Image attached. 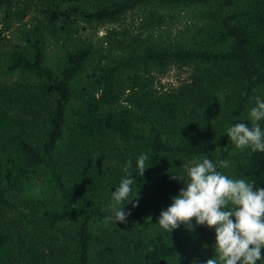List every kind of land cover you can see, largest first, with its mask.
I'll return each instance as SVG.
<instances>
[{
    "label": "trees",
    "instance_id": "1",
    "mask_svg": "<svg viewBox=\"0 0 264 264\" xmlns=\"http://www.w3.org/2000/svg\"><path fill=\"white\" fill-rule=\"evenodd\" d=\"M148 4H213L218 25L197 46L135 49L102 67L80 93L76 83L92 43L66 51L57 69L47 64L46 32L71 36L81 17L116 21ZM15 5L0 0L9 17ZM42 13L44 27L28 49L19 46L7 57L0 44V264H205L214 258L215 229L195 219L189 238L140 228L159 221L186 187L188 169L205 157L227 161L217 170L230 178L264 188V152L237 148L228 137L237 123L251 126L255 97H264V0H43ZM172 63L206 69L193 83L159 91L149 74ZM144 69L147 79L138 75L125 84L127 71ZM2 73L38 83L6 84ZM226 82L230 91L219 107ZM141 124L147 133L140 134ZM141 154L149 157L144 176L136 166ZM129 160L131 196L141 193L164 207L131 213L122 223L110 206ZM261 255L257 264H264V249Z\"/></svg>",
    "mask_w": 264,
    "mask_h": 264
},
{
    "label": "rangeland",
    "instance_id": "2",
    "mask_svg": "<svg viewBox=\"0 0 264 264\" xmlns=\"http://www.w3.org/2000/svg\"><path fill=\"white\" fill-rule=\"evenodd\" d=\"M92 5V3L86 4L90 8ZM42 9L43 0H16L15 13L11 17L5 9L0 8V44L7 57L9 52L19 46L26 49L30 47L29 39L33 38L37 27H44ZM21 10L27 11L24 18L18 14ZM157 20L159 24H154ZM218 20L219 12L213 4L187 6L148 4L128 12L116 21H96L81 17L75 22L76 33L71 36H67L64 32L51 36L46 32V62L57 69L62 66L66 51L92 43L94 45L93 54L76 83L77 91L80 93L86 91L84 90L86 87H90L94 74L99 73L102 67L113 63L115 59L126 56L135 49L141 50L152 43L164 47L202 44L203 34L218 25ZM204 68L205 66L200 67L198 64L172 63L165 70H153V73L149 75H152L155 87L159 91H167L186 83H193L195 77H198ZM0 70H3L1 65ZM145 72V69L138 73L136 70L127 71L124 77L129 80L125 84H128L131 78H137L138 75H142L141 79H147V72ZM1 80L6 84L38 83L36 78L20 73H2ZM229 91L230 83L226 82L218 96L219 107L223 105ZM141 127L140 134L147 133L146 127L142 124ZM137 198L138 206L133 207V204L137 203ZM111 202L114 203L113 200ZM117 207H124V210L130 213H147L159 210L164 205L157 199L138 193L131 203H121ZM158 222L146 223L140 228L141 232L147 235L162 229ZM173 232L183 238L195 236L190 229L180 227L174 229Z\"/></svg>",
    "mask_w": 264,
    "mask_h": 264
},
{
    "label": "clouds",
    "instance_id": "3",
    "mask_svg": "<svg viewBox=\"0 0 264 264\" xmlns=\"http://www.w3.org/2000/svg\"><path fill=\"white\" fill-rule=\"evenodd\" d=\"M249 118L251 126L237 123L228 129V137L237 148L250 147L253 152H264V130L260 123L264 121V97H255ZM148 158L147 154L137 158L136 166L143 176L148 169ZM131 167L129 160L124 168L125 178L112 193L114 203L110 207L116 222H125L131 214L124 207H117L123 201L128 200L129 204L135 198L131 196L135 179L128 173ZM221 167L227 168L228 162L221 160L214 164L206 157L202 162H194L188 169V178L182 180L186 187L173 197L167 210L160 213L158 224L171 232L181 224L191 230L195 219L197 225L214 228L215 257L205 264H257L262 258L261 249H264V188L254 190V182L230 178L217 170ZM177 178L172 176V179ZM137 206L138 198L133 204V207Z\"/></svg>",
    "mask_w": 264,
    "mask_h": 264
}]
</instances>
